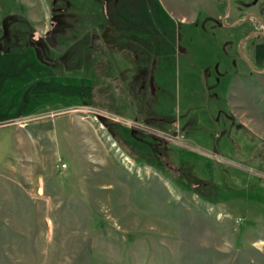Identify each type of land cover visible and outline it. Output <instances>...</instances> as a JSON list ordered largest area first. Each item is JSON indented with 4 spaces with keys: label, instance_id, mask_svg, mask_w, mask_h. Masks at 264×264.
<instances>
[{
    "label": "rangeland",
    "instance_id": "374dc122",
    "mask_svg": "<svg viewBox=\"0 0 264 264\" xmlns=\"http://www.w3.org/2000/svg\"><path fill=\"white\" fill-rule=\"evenodd\" d=\"M114 8L0 0V264H264V139L210 76L244 24Z\"/></svg>",
    "mask_w": 264,
    "mask_h": 264
},
{
    "label": "crops",
    "instance_id": "0c3cea01",
    "mask_svg": "<svg viewBox=\"0 0 264 264\" xmlns=\"http://www.w3.org/2000/svg\"><path fill=\"white\" fill-rule=\"evenodd\" d=\"M249 1L242 0L245 4ZM243 10L240 9V12L245 13L249 10L258 12L255 4L244 6ZM179 19L181 22L194 26L193 24L199 18L194 15L179 17ZM224 28L228 27L224 26ZM233 30L238 34L237 41L243 39L251 31L249 24ZM221 44L222 48L226 49V42ZM244 50L248 58L253 57L252 45H244ZM235 56L234 53H230L229 58L216 62L215 70L210 74L212 79L218 83L216 89L218 120L223 123L232 120L233 124L248 129L256 139L257 137L264 139V74L253 71L241 57Z\"/></svg>",
    "mask_w": 264,
    "mask_h": 264
},
{
    "label": "flooded vegetation",
    "instance_id": "af4514ba",
    "mask_svg": "<svg viewBox=\"0 0 264 264\" xmlns=\"http://www.w3.org/2000/svg\"><path fill=\"white\" fill-rule=\"evenodd\" d=\"M94 4V7H97V4L99 1H101L103 4H106V6L115 5L116 8L114 9H107L105 11H101V13L97 14L99 17H106V18H121L125 16V14H141L139 12H146V13H156V16H160V14H166L171 15L173 18L176 17H188V16H194L196 15L198 18L200 17H220L221 19V25L226 24L225 27L233 28L240 24H249L251 31L243 38H247L252 32H264V24L259 21L256 17H250L246 22H238L237 24L233 25L239 18L245 17L246 15L250 13H255L258 17H260L264 21V14L255 12L254 10H249L245 13H241L240 9L243 10L244 6L250 5V4H257L259 0H250L247 4L243 3L242 0H211V2L216 6L211 11L207 8L208 0H171L169 1L168 8L165 7L163 2L161 0H91ZM150 6V8H149ZM95 11V10H94ZM244 11V10H243ZM0 15L5 16L6 18L12 15H15V10H0ZM234 17L235 20L229 21L228 19ZM5 19V18H4ZM223 19H225V22L223 23ZM121 20V19H120ZM122 24V23H121ZM124 25H123V32L126 34L127 31H125ZM127 29V28H126ZM128 34V33H127ZM255 36H260L262 39H264V35H254L249 41L243 44V52L245 57L251 62L254 69L245 61V59L242 58L240 51V57L250 66V68L253 71L261 72L264 74V66L260 67L259 62L264 55V41L261 42H254L253 39ZM260 38V39H261ZM242 40V39H241ZM239 40V42L241 41ZM133 42L127 43L125 46L128 50L130 46H132ZM252 45L253 47V57L248 58L246 56L244 45ZM144 50V49H143ZM238 50H239V44H238ZM138 58L134 59V61H137L136 67V73L134 75L137 79H140L141 85L138 87V95H144V89L146 86H149L154 91V80L155 76L150 75V72L146 75L144 74V70L138 69ZM126 61V60H125ZM124 61V62H125ZM122 65L124 67V62L121 60ZM143 67V66H142ZM125 70L128 71V64H125ZM139 70V72L137 71ZM143 76V78H142ZM118 77L120 78V73L118 72ZM143 79V80H142ZM122 90L125 86L124 81L120 78ZM134 85V83H133ZM125 88V87H124ZM126 90L130 91L129 87L126 85ZM132 91V90H131ZM139 101V100H138ZM141 101V100H140ZM144 101H142V104ZM121 108H124V106H120Z\"/></svg>",
    "mask_w": 264,
    "mask_h": 264
},
{
    "label": "water",
    "instance_id": "95a60500",
    "mask_svg": "<svg viewBox=\"0 0 264 264\" xmlns=\"http://www.w3.org/2000/svg\"><path fill=\"white\" fill-rule=\"evenodd\" d=\"M250 17H256L259 21H261L264 24V21L258 17L255 13H250L246 15L245 17L239 18L233 25L237 24L238 22H246ZM225 22V19H223V23ZM254 35H264V32H252L247 38L242 39L239 42V51L243 59L254 69L253 65L251 62L245 57L244 52H243V44L249 41Z\"/></svg>",
    "mask_w": 264,
    "mask_h": 264
},
{
    "label": "built area",
    "instance_id": "2783aa9c",
    "mask_svg": "<svg viewBox=\"0 0 264 264\" xmlns=\"http://www.w3.org/2000/svg\"><path fill=\"white\" fill-rule=\"evenodd\" d=\"M131 123H128V125H130ZM177 138V137H176ZM63 167H66V165H64Z\"/></svg>",
    "mask_w": 264,
    "mask_h": 264
}]
</instances>
